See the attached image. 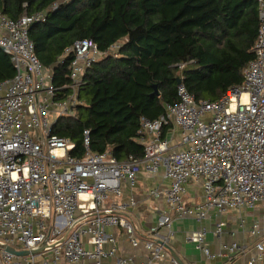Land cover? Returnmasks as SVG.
I'll list each match as a JSON object with an SVG mask.
<instances>
[{
  "label": "built area",
  "instance_id": "obj_1",
  "mask_svg": "<svg viewBox=\"0 0 264 264\" xmlns=\"http://www.w3.org/2000/svg\"><path fill=\"white\" fill-rule=\"evenodd\" d=\"M257 1L259 30L244 85L217 101H197L181 80L178 104L167 105L159 119H141L144 158L124 161L91 152L89 130L82 157L71 154L76 145L70 139L54 133L59 119L77 114L85 76L105 56L97 44L81 39L65 51L72 56L70 82L57 87L29 34L44 13L13 20L0 12V49L15 70L0 82V264H180L169 251L177 218L198 224L186 241L206 264H264V0ZM161 169L169 187L147 196L163 198L167 209L141 238L127 217L137 201H121L123 185L133 190L143 172L157 177ZM189 183L202 188L199 205L184 201ZM213 212L218 221L209 230ZM227 215L237 217V231L252 242L222 244L215 253L207 237H223ZM246 216H252L249 224ZM115 228L144 253L122 254L110 232ZM5 246L40 252L15 256ZM46 253L50 259L37 260Z\"/></svg>",
  "mask_w": 264,
  "mask_h": 264
},
{
  "label": "trees",
  "instance_id": "obj_2",
  "mask_svg": "<svg viewBox=\"0 0 264 264\" xmlns=\"http://www.w3.org/2000/svg\"><path fill=\"white\" fill-rule=\"evenodd\" d=\"M0 12L13 20L44 13L29 34L57 87L70 82L64 54L75 42L92 39L105 54L85 76L76 116L59 119L54 133L82 157L89 130L91 152L119 161L144 158L141 119L179 103V80L197 101L242 87L259 30L257 0H0ZM14 75L0 49V82Z\"/></svg>",
  "mask_w": 264,
  "mask_h": 264
},
{
  "label": "crops",
  "instance_id": "obj_3",
  "mask_svg": "<svg viewBox=\"0 0 264 264\" xmlns=\"http://www.w3.org/2000/svg\"><path fill=\"white\" fill-rule=\"evenodd\" d=\"M169 187L168 180H165L163 173L157 177H150L147 172L140 175L137 186L131 189L126 184L123 185L124 193L121 201L127 203L133 197L137 201V206L129 210L127 217L135 224L141 238H144L147 232L157 224L158 217L163 210L167 209L166 201L163 198H149L147 193L155 188L164 189ZM203 191L199 185L189 183L186 185L184 201L189 206L199 205L203 202ZM252 217V216H251ZM227 222L225 234L218 240L209 234L207 241L213 252H218L222 244L236 241L241 244L252 242V239L237 231L238 222L235 215L224 216ZM218 217L215 212L211 214V219L206 222L209 230L215 227ZM194 219H178L174 223L175 237L171 242L170 251L174 258H179L184 264H206L204 256L196 249L195 245L186 241L187 235L198 228ZM235 231V232H234ZM117 239L119 248L124 255H137L144 253L142 244L135 250L131 247L125 232L122 229L115 228L110 230ZM239 238V239H238ZM91 248V247H89ZM143 251V252H142ZM104 264H116L114 261H107ZM240 264H244L240 262Z\"/></svg>",
  "mask_w": 264,
  "mask_h": 264
},
{
  "label": "water",
  "instance_id": "obj_4",
  "mask_svg": "<svg viewBox=\"0 0 264 264\" xmlns=\"http://www.w3.org/2000/svg\"><path fill=\"white\" fill-rule=\"evenodd\" d=\"M180 83H181V81L179 80L178 84H180ZM154 94L158 95L156 87H155V93ZM5 250L10 252V253H12L15 256H22V257L30 256V255H36L38 252H40V250H36V251H32V252H29V251H18L17 249H15V248H13L11 246H5ZM169 251H171L170 248H169ZM172 255H173V252H172ZM176 259L180 262V264H184L179 258H176Z\"/></svg>",
  "mask_w": 264,
  "mask_h": 264
},
{
  "label": "rangeland",
  "instance_id": "obj_5",
  "mask_svg": "<svg viewBox=\"0 0 264 264\" xmlns=\"http://www.w3.org/2000/svg\"><path fill=\"white\" fill-rule=\"evenodd\" d=\"M229 94H232V92H229ZM161 173H163V169H161L160 171V175ZM249 213H246V215H248ZM247 217V222L248 224L251 222L252 217L251 216H246ZM239 239V238H238ZM51 254L50 253H46L45 255L41 256V257H37L38 261H42L43 259H50Z\"/></svg>",
  "mask_w": 264,
  "mask_h": 264
}]
</instances>
